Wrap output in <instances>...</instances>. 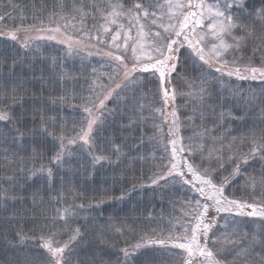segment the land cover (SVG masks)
Returning <instances> with one entry per match:
<instances>
[{"label": "snow or ice", "instance_id": "snow-or-ice-1", "mask_svg": "<svg viewBox=\"0 0 264 264\" xmlns=\"http://www.w3.org/2000/svg\"><path fill=\"white\" fill-rule=\"evenodd\" d=\"M10 6L19 22L0 8V235L16 254L0 264H159L141 251L150 245L178 258L168 264H264V0H59L31 22ZM41 41L66 45L84 68L81 52L104 45L106 79L85 76L73 91ZM105 166L111 184L90 182ZM73 185L79 204L64 195ZM146 187L191 196L167 236L119 247L113 237L135 229L107 206ZM52 193L53 214L37 215Z\"/></svg>", "mask_w": 264, "mask_h": 264}, {"label": "trees", "instance_id": "trees-1", "mask_svg": "<svg viewBox=\"0 0 264 264\" xmlns=\"http://www.w3.org/2000/svg\"><path fill=\"white\" fill-rule=\"evenodd\" d=\"M58 2L59 0H0V8H3L5 13L11 12L13 17L17 18V22H19L18 20L19 13L10 6V5H17L25 12V14H27L28 22H31L32 14L34 12H44L45 9L46 11L50 12L53 5ZM11 24H12V21H9V25ZM0 51H2V49H0ZM48 64H49V61H48ZM245 83L255 85V84H258L259 82L248 81ZM69 85L70 87L73 88V91L78 90L80 88L79 84L77 88L73 86V83H70ZM149 104H151V101H149ZM64 111L70 113L72 111V108L67 107L64 109ZM148 127L151 128L150 124L148 125ZM109 134L111 135V133ZM149 135H151L150 132H149ZM141 151L142 152L144 151L143 148H141ZM148 155H149V159H152L150 157L151 152ZM25 163L28 165L29 168H31L34 163L37 166L40 163L47 164V160L46 159L43 161L26 160ZM5 171H6V168L3 163V157L0 156V180H3ZM112 175H113L112 169L105 166V168L102 169L99 174H92V176L90 177V182H91V179H95L97 183H99L102 179L107 178L109 184H111ZM81 182H82V177H81ZM3 187H6V185L0 184V189H2ZM76 187H77L76 185H73L72 186L73 190L71 192L65 190L64 195L68 198V203L79 204L82 202L81 200L75 198ZM59 188H60V184H59V181H57V190H59ZM80 190H82V188H80ZM249 192H251V189H249ZM157 193H159V190H157L156 193L154 194L153 189L150 187L138 189L136 192L133 193V196H132L133 203L122 204L120 202H116L114 205L107 206L109 208V211L115 210V211L120 212L121 216H124V215L130 216L132 221L128 220V223H131V225L135 229L134 231L125 230L124 236H114L113 242L117 246L119 247L128 246V243H134L135 241L139 240L141 234L152 235L153 229H155L156 231L159 229L158 223L160 222H158V219L161 214V212L158 211L159 205L160 204L169 205L171 202H174L175 198L174 197L169 198V195L170 194L173 195L175 192L172 190H169V195L163 199H158V197H155ZM114 194L118 195V193H114ZM175 194H176L177 201H180L182 195L177 194V193ZM0 195H2V193H0ZM53 195H55V193H52L49 196V198L46 199L41 209L38 210L37 215H40V212H43L44 214L49 215V216L53 214V208L55 206V201L53 200L51 203L48 202L51 199V196ZM245 198H248V197L246 196ZM135 203H138L140 205L139 210L135 213H131L129 209L132 208ZM88 212H89V209L86 208L82 211V215H87ZM27 215H28V219H26L25 224L26 226L31 227L32 220L30 219V217L32 216V212L28 211ZM107 215L108 213H105V217H107ZM133 218H134V221H133ZM166 219H162V223H164ZM134 224L136 225V227L134 226ZM11 238H12L11 233H8V239H11ZM35 243H36L35 241H29L27 245V251H30L32 253L42 252L41 249H39L38 247H35ZM141 251L148 253L150 255H155L157 260L159 261V264H163V262L165 261L162 255H160V253L162 252V249L158 246L150 245L142 249ZM5 252L7 253L8 256H12L16 254V249L9 247L8 244L4 241L3 236L0 235V257H2L5 254ZM115 254L117 253H115L114 251L113 255ZM143 259H144L143 256L138 257V260H143Z\"/></svg>", "mask_w": 264, "mask_h": 264}, {"label": "rangeland", "instance_id": "rangeland-1", "mask_svg": "<svg viewBox=\"0 0 264 264\" xmlns=\"http://www.w3.org/2000/svg\"><path fill=\"white\" fill-rule=\"evenodd\" d=\"M68 2L71 3L72 0H68ZM48 12L49 11H46L45 9L44 13L47 14ZM90 24H91V20L88 21V25ZM78 28H79V25H77V29ZM66 32L68 35L72 36L73 38L78 37V36L79 37L83 36L81 32L71 28V26L66 30ZM57 35H58V38H61V39L63 38L60 34H57ZM39 43H41L44 46V49H46L45 55L49 57V60H48L49 64L52 63L53 58H59V63L62 66L61 70L65 72L66 74H69L70 76L76 78L75 80L69 81V84L73 83V86L76 88L78 87V84H79V87L84 84L85 76H87L89 79L95 76V77H99L101 80H105L107 73L110 71V68H109L110 61L108 57H106L103 54L105 51L104 45L89 46L86 50L81 52V55H85L87 57L83 61V64L87 65V67L84 68L82 66V62L80 60L79 55L73 54L72 56H65L64 49L66 45L57 43L56 41H41ZM92 43L93 45H95V41H93ZM89 52L91 53V55H88ZM93 69H95V72H93ZM145 115H147V111L145 112ZM150 127H152L151 124H150ZM153 155L158 156L159 153L151 152L150 157L152 158ZM174 192L177 194H181L182 197L180 201H177L175 193L173 195L171 194L169 195L168 193L169 198L174 197L175 201L171 202L169 205L167 204L159 205L158 211L161 212L160 217L158 219V222H160L158 223L159 229L151 235L153 238H155L158 235L167 236L168 229L170 227L169 222L175 221L181 217L183 213L182 206L185 204V197L191 196V192L187 189V187L180 189L179 191H174ZM155 197H158V199H162L159 193H157ZM162 219H166V221L162 223ZM129 220L132 221L131 219ZM133 221H134V218H133ZM134 226L136 227L135 224ZM153 246H156V245H153ZM161 249H162L161 253H165L168 251L167 249H164V248H161ZM172 251H178V250H172ZM162 257L163 259H165L163 264H168L169 260L178 259V258H173L170 255H162Z\"/></svg>", "mask_w": 264, "mask_h": 264}]
</instances>
